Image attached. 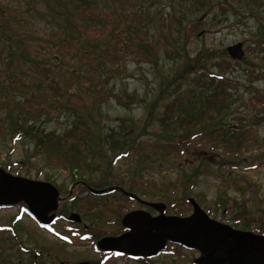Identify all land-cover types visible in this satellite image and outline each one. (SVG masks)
<instances>
[{
  "label": "rangeland",
  "instance_id": "rangeland-1",
  "mask_svg": "<svg viewBox=\"0 0 264 264\" xmlns=\"http://www.w3.org/2000/svg\"><path fill=\"white\" fill-rule=\"evenodd\" d=\"M100 5L106 27L97 39L75 45L85 56L74 55L55 68V81L66 89L61 96L52 85L57 63L52 33L54 23L68 17L54 11V0H0V92L10 102L41 99L33 101L36 116L14 112L25 132L14 125L0 134V167L12 164L8 172L14 175L52 183L63 198L55 213L68 216H59L54 233H48L24 202L0 209V264H195L197 250L182 247L177 253L169 245L151 259L102 257L97 240L81 238L85 232L118 231L122 215L146 208V202L166 204L168 215H180V208L190 215L192 205L174 184L186 177L192 197L213 219L254 232L264 228V0H100ZM123 10L131 14L128 20ZM67 15L79 23L73 13ZM186 23L192 31L184 30ZM240 42L245 55L235 60L227 49ZM94 52L110 68L103 80L91 69ZM78 117L102 142L115 129L117 149L104 145L108 157L99 162L100 170L72 171L37 148L36 138L64 134ZM178 140L180 147L171 143ZM96 142L89 145L97 149ZM116 143L135 149L109 170L108 161L124 152ZM107 170L109 183L136 195L137 202L119 190L100 196L82 186L95 187L86 179L98 183ZM176 199L181 207L169 206ZM73 215L78 222L70 220Z\"/></svg>",
  "mask_w": 264,
  "mask_h": 264
},
{
  "label": "water",
  "instance_id": "water-1",
  "mask_svg": "<svg viewBox=\"0 0 264 264\" xmlns=\"http://www.w3.org/2000/svg\"><path fill=\"white\" fill-rule=\"evenodd\" d=\"M227 50L235 60L245 55L241 42L229 46ZM114 189L118 187L91 188V192L102 194ZM62 199L52 183L14 175L0 167V207L24 202L42 224H50L55 220V211ZM189 202L193 211L187 216L168 215L166 204L146 202L159 213L153 215L144 209L127 213L122 219L127 231L118 236L101 238L97 242L98 250L153 258L168 243H173L188 250H197L199 256L194 259L195 264H264V235L215 220L194 198H189ZM78 219V215L72 216L73 221Z\"/></svg>",
  "mask_w": 264,
  "mask_h": 264
},
{
  "label": "trees",
  "instance_id": "trees-1",
  "mask_svg": "<svg viewBox=\"0 0 264 264\" xmlns=\"http://www.w3.org/2000/svg\"><path fill=\"white\" fill-rule=\"evenodd\" d=\"M65 3L68 5V8L65 9ZM100 0H54V11H59V14H62L67 19H64L65 21L54 23V31L52 33L53 42H54V60H56L57 63H54V82H52V85L54 86V93H58L61 96H64L66 94V89L63 87L61 88L60 82L55 81L57 78V70L55 69L59 66L60 62L61 65L65 64L66 62H69L72 60V56H85L87 53L82 47H77L76 44H82V41L90 40V39H97L99 34H101L102 29H104L105 23H101V16H103L105 9L100 8ZM63 11H66L65 13ZM68 12L73 13L74 16L78 17V22L72 21L69 17ZM135 13V11L133 12ZM128 12L126 10L121 11V17L126 20H128L129 16ZM61 16V15H60ZM104 27V28H103ZM130 27V26H129ZM190 23H186V26L184 30H191ZM130 31V30H129ZM131 33V31H130ZM113 38V37H112ZM115 41L119 43L118 37L114 36ZM96 47H99V41L95 40ZM142 46V44H141ZM176 48L179 49L177 43ZM139 50L141 51V47L139 46ZM174 50V49H173ZM90 54V53H89ZM92 56V53H91ZM89 57L86 56V60ZM91 61L95 64H93L94 67H91V69L95 70V72H98L99 77L103 80V71H110V68H107L106 64H103L102 56H98L96 52H94L93 58H91ZM37 65V64H35ZM90 68H87L85 71L89 70ZM79 70V69H77ZM75 72H81V71H75ZM223 78V77H222ZM100 80V79H99ZM195 80V79H194ZM1 83V80H0ZM118 96L115 95V98ZM0 134L5 133L7 130L10 131L11 127L14 125H17L21 132H25V129L23 128L24 122L19 120L18 116L14 114V112H18L19 116L23 113H26L27 116H36L38 114L39 109H37L36 103L33 102L34 100H41L39 96H33L31 98H25L23 100L18 101H7L4 98V95L0 92ZM119 98V97H118ZM215 98L220 100L221 97L216 96ZM258 99V98H256ZM42 103H44L42 101ZM41 112V111H40ZM20 126H19V125ZM10 125V126H9ZM35 127V126H33ZM17 129V131H20ZM33 130H30L32 132ZM112 131H115L112 130ZM111 132L108 133V135L105 137V142H102L103 139L95 136L91 130L87 127L83 121H81V118L78 117V122L75 123L74 126H72L71 130H67L64 134H56L51 133L48 136L40 137L39 139H35V142L37 144V148L39 149H45L49 152L48 154V160L51 161V163L60 164L64 166L65 168L72 169V171L79 170V168H85V172H93L94 170H100L99 162L103 159L106 160L108 157L107 150L105 149L104 145L108 146V150H114L116 151L117 147H115V135ZM20 133V132H19ZM120 133V132H119ZM119 133H116L118 135ZM30 134V133H29ZM120 136V135H119ZM33 135L31 136V138ZM97 138L100 139V141H97ZM93 142H96L97 144L96 148L94 149L93 146H90L89 144ZM135 139H133V142ZM177 147H180L181 144H184L182 140H178L176 142ZM172 144L169 146V149L172 148ZM118 145V148L123 149L124 152L118 153L115 155L113 159H110L108 161L109 164V170H112L114 167L115 161L123 156L128 155L131 152V149H135L134 145H131L128 149H125L126 145H121L116 143ZM159 149V145L156 147ZM161 149V148H160ZM159 149V150H160ZM119 151V150H118ZM172 151L174 152L175 149ZM177 151V150H176ZM3 167L7 171H12L13 165L4 163ZM107 170L105 175V179L100 180L98 183L93 182V179H86V181L90 182L92 185L96 184L94 188H107L112 187L115 185L113 182L109 183L108 179L110 178V171ZM85 175V174H83ZM191 178L186 177L184 181H182L179 184L177 181L174 183L175 185L182 186V200L184 202L187 201L189 197L194 196L191 191L192 183L190 182ZM189 185V186H188ZM117 192V191H115ZM172 193H176L174 190L171 191ZM110 194V193H109ZM178 199L169 201V206H179L177 204ZM96 214V213H95ZM94 213L91 215L94 216ZM177 214H180L182 216L186 215L185 209L180 208L177 212ZM65 218L64 214H61ZM58 214V217L61 216ZM98 215V214H97ZM99 217H102L99 215ZM9 229H13V227L10 225L8 227ZM260 234H264V228L258 227L255 231ZM103 235V234H102ZM102 235H95L92 231L91 232H85L81 238L82 239H93L98 240L101 238ZM69 241L71 242L70 237ZM170 246H173L174 248H177V253H180V247L179 245L169 244ZM167 250V249H166ZM168 251V250H167ZM166 251V252H167ZM173 253H175V250H173ZM139 260H142L143 258H137ZM136 259V260H137Z\"/></svg>",
  "mask_w": 264,
  "mask_h": 264
},
{
  "label": "flooded vegetation",
  "instance_id": "flooded-vegetation-1",
  "mask_svg": "<svg viewBox=\"0 0 264 264\" xmlns=\"http://www.w3.org/2000/svg\"><path fill=\"white\" fill-rule=\"evenodd\" d=\"M81 184H83L82 186H85L87 189H89L90 190V192H91V188H93V187H90L87 183H85V182H81ZM77 185H78V183H77ZM76 184H75V187L77 186ZM74 190L75 189H71L70 190V192H69V197L68 198H71L72 197V195H73V193H74ZM117 190H119L120 192H122V193H124L125 195H128L129 196V198L131 197V200H134V201H138V197H134V196H131V195H129L128 193H130V192H128V193H125V192H123L120 188H118ZM109 192H111V191H109ZM92 194H94L93 192H91ZM108 192H105V193H103V194H94V195H100V196H103V195H106ZM143 204V203H142ZM144 205H146V204H144ZM150 208H153V207H151V206H149ZM4 208H11V207H4ZM3 208V209H4ZM150 208L148 209V206L146 205V208L145 207H143V208H137V207H134L133 209H129V210H127L123 215H122V217L120 218V224H121V228L118 230V231H116V232H112V233H106V234H103L102 236H101V238H103V237H105V236H110V235H113V236H118V235H120V234H122V233H124L125 231H127V229L123 226V224H122V219H123V217L127 214V213H129V212H131V211H134V210H139V209H144V210H147V211H149L151 214H153L151 211H150ZM210 214V213H209ZM154 215V214H153ZM68 217V216H67ZM33 219H35V221H37L36 220V218H34L33 217ZM59 219H61V218H59L58 217V215H57V213H56V219L55 220H53L51 223L52 224H50V225H45V226H41V224L39 223V225H40V227H41V229H43L44 231H46V232H48V233H54V223H56V220H59ZM70 220L71 221H73L72 220V217L70 218ZM79 221V219L77 220V221H75V222H78ZM118 221V219H116V221H114V223H116ZM237 228H239V227H237ZM100 238V239H101ZM99 240V239H98ZM97 240V241H98ZM96 251L98 252V254H100L102 257H123V258H126V259H137V257H133V256H130V255H127V254H124V253H119V252H105V251H101V250H98V248L96 247ZM161 254V253H160ZM143 259H145V258H143ZM148 259V258H147ZM139 260V259H138ZM84 262V261H83ZM86 262H88V264H89V261H86Z\"/></svg>",
  "mask_w": 264,
  "mask_h": 264
}]
</instances>
